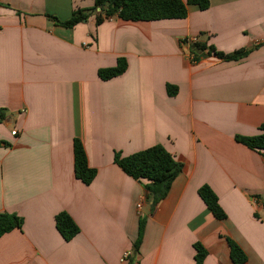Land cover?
Returning a JSON list of instances; mask_svg holds the SVG:
<instances>
[{
  "label": "crops",
  "instance_id": "1",
  "mask_svg": "<svg viewBox=\"0 0 264 264\" xmlns=\"http://www.w3.org/2000/svg\"><path fill=\"white\" fill-rule=\"evenodd\" d=\"M206 1L184 19L96 25L92 15L69 29L57 21L93 0H0V213L22 219L0 237V264H196V244L202 264H233L228 241L244 264H264V155L236 140L264 124V0ZM197 43L248 54L228 62L206 49L194 62ZM120 58L125 72L100 80ZM74 139L96 171L89 186L74 175ZM157 145L182 170L150 212L145 183L113 159ZM59 213L79 228L68 242Z\"/></svg>",
  "mask_w": 264,
  "mask_h": 264
},
{
  "label": "trees",
  "instance_id": "2",
  "mask_svg": "<svg viewBox=\"0 0 264 264\" xmlns=\"http://www.w3.org/2000/svg\"><path fill=\"white\" fill-rule=\"evenodd\" d=\"M91 10L77 9L72 12L71 17L64 22L57 21L56 17L48 18L57 21V24L64 28H73L83 23L90 16H94L96 25L105 20L118 18L125 22H151L158 20L184 19L187 17V4L198 5L201 10L209 7L206 0H93ZM209 55H214L217 59L236 62L245 58L248 54L246 50H238L231 54H225L216 51L213 47L206 45L193 44L191 52L192 61H197L199 56L197 52L206 50ZM126 60L120 58L113 68L101 69L98 71V77L102 81H108L122 75L126 70ZM167 94L174 96L176 88L167 86ZM6 119L5 110L0 109V123ZM260 133L254 137H237L236 140L249 149L257 151L264 155V124L259 128ZM114 163L132 179L143 182L144 189L147 192V202L150 212L161 202L168 194L173 181L182 170V166L171 154L161 146H153L133 155L122 157L116 153ZM73 163L75 178L84 185L89 186L95 178L96 171L88 166L87 157L82 143L78 139L73 140ZM199 197L204 202L209 211L218 220L226 218L225 213L218 204V199L208 186H203L198 191ZM143 223L140 222L137 239L134 242L136 251L141 244L143 234ZM22 226V219L15 214L0 213V237L4 234L19 229ZM55 228L60 236L66 242L70 241L79 233V228L75 222L66 213H59L55 216ZM230 248V258L233 264H244L246 256L243 251L233 242L228 241ZM196 264H202L206 252L198 244L195 245Z\"/></svg>",
  "mask_w": 264,
  "mask_h": 264
},
{
  "label": "built area",
  "instance_id": "3",
  "mask_svg": "<svg viewBox=\"0 0 264 264\" xmlns=\"http://www.w3.org/2000/svg\"><path fill=\"white\" fill-rule=\"evenodd\" d=\"M11 134H12L13 136H15V135H16V131H12ZM140 206H141V205H138V207H140ZM127 256H128V254H125L124 258H126Z\"/></svg>",
  "mask_w": 264,
  "mask_h": 264
},
{
  "label": "water",
  "instance_id": "4",
  "mask_svg": "<svg viewBox=\"0 0 264 264\" xmlns=\"http://www.w3.org/2000/svg\"><path fill=\"white\" fill-rule=\"evenodd\" d=\"M85 22V21H84Z\"/></svg>",
  "mask_w": 264,
  "mask_h": 264
}]
</instances>
